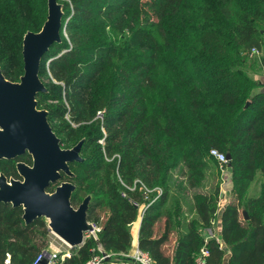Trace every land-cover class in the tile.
<instances>
[{"label":"trees","instance_id":"obj_1","mask_svg":"<svg viewBox=\"0 0 264 264\" xmlns=\"http://www.w3.org/2000/svg\"><path fill=\"white\" fill-rule=\"evenodd\" d=\"M59 1L60 34L73 9L66 23L73 45L62 38L43 54L39 76L50 79L37 93V105L54 101L47 118L59 120L55 132L67 141L85 129L83 159L69 163L76 184L71 202L91 193L87 217L99 230L97 238L85 236L54 264H83L94 254L114 258L128 250L138 217L131 199L148 203L138 246L155 264H197L202 246L209 250L205 264H223L226 252L225 264H264V0ZM46 14L47 0H0V67L6 77L23 71V35L38 30ZM253 47L258 54L250 57ZM253 64L261 71L257 76L249 70ZM99 109L102 117L88 122ZM66 113L85 124L72 126ZM211 148L230 154L222 206L221 168ZM18 159L31 162L28 153L0 158V171L18 177ZM211 167L212 188L189 193ZM120 178L126 184L140 178L161 192L145 194L139 182L128 189ZM22 213L21 205L0 200V264L7 257L10 264H32L49 249L44 217L25 222ZM215 219L220 241L204 236ZM174 231L170 252L165 242Z\"/></svg>","mask_w":264,"mask_h":264},{"label":"water","instance_id":"obj_2","mask_svg":"<svg viewBox=\"0 0 264 264\" xmlns=\"http://www.w3.org/2000/svg\"><path fill=\"white\" fill-rule=\"evenodd\" d=\"M63 5L59 0H47V14L36 30H27L22 38L23 72L19 80L7 78L0 67V158H17L30 154L31 162H15L19 177L0 171V200L21 205L25 222L44 217L46 225L70 247L80 245L91 228L87 209L91 193L75 206L71 195L76 184L70 162L83 157V139L70 147L61 145L60 137L47 118V110L38 107L36 95L45 91L39 76L43 54L60 41ZM227 159L230 154L226 153ZM63 174L69 179H62ZM55 183L52 190L48 187ZM243 213L246 215V211ZM49 251L43 250L34 264H47Z\"/></svg>","mask_w":264,"mask_h":264},{"label":"rangeland","instance_id":"obj_3","mask_svg":"<svg viewBox=\"0 0 264 264\" xmlns=\"http://www.w3.org/2000/svg\"><path fill=\"white\" fill-rule=\"evenodd\" d=\"M61 3H62V5H63V2L62 1H60ZM148 8V7H147ZM73 12V9H71V11H70V13H72ZM63 13H64V8H63ZM70 13L64 18V21H63V25H62V28H61V34H60V36H61V39L60 40H62V38H64L68 43H69V45L71 46V45H73V41H71L70 40V38H69V30H71V29H69V28H67V26H66V23H67V21H68V19H69V17L71 16L70 15ZM62 24V23H61ZM108 29V28H107ZM108 36H109V38L110 39H112L113 40V33H111V31H108ZM90 54H92L94 57H96V58H98V57H105V54L104 53H98V52H92V53H90ZM258 53H250L249 54V56L251 57V56H255V55H257ZM116 55L113 53V57H112V60L114 59V57H115ZM51 59V57H47L46 58V60H45V66H46V69H48L47 70V73L49 74V76L51 75V70L49 69V60ZM132 59L133 60H136V58L135 57H132ZM122 61H121V59H119V58H116L115 59V63H114V65H115V67L114 68H117L118 70H119V68H122L121 67V65H120V63H121ZM128 64H126L125 65V67L127 68V69H129L128 68ZM251 72H252V74L254 75V76H257L258 74H260L261 73V71L259 72L258 71V67H257V65L256 64H253V65H251V67H250V69H249ZM23 72V71H22ZM22 72H21V74H22ZM264 73V72H263ZM21 74H19V76H18V78H15V79H11V78H9V79H11V80H19V77H20V75ZM5 75V74H4ZM8 78V77H7ZM40 78H41V80L45 83L46 81H48L50 78L47 76V75H45V74H42V76H40ZM62 85H64L65 83H64V81H61L60 82ZM46 86V85H45ZM52 102H54V101H52V100H50V99H47V100H45V101H43L42 102V105L44 106V107H41V108H45L46 110H47V108H49L50 107V105H51V103ZM39 107V106H38ZM102 113V109H99L97 112H96V114L88 121V122H90L91 120H93L96 116H98V113ZM99 117H101V116H99ZM65 118L71 123V125L72 126H74V127H77L78 125L77 124H85L84 122H80V123H75L72 119H70V116H69V114L68 113H66L65 114ZM48 121H49V123L50 124H53L54 125V128H53V130L54 131H56V130H58L59 129V127H58V123H59V120H57V119H54V118H50V120L48 119ZM102 128V132H103V134H105L106 133V130H105V128L102 126L101 127ZM59 137H62L63 138V141H62V143H61V145L63 146V147H70V146H72V145H74L76 142H78L80 139H85L86 138V136H84V135H86L85 134V129H83V130H80V131H78V133H77V135H76V137H74V138H72L71 140H69V141H67L66 140V137H65V135H64V133L63 132H61V131H59L58 132V134H57ZM100 142H101V144H104L103 143V138L101 137L100 138ZM106 158H108V156H106ZM27 162V161H26ZM221 168V167H220ZM72 169V168H71ZM176 171V170H175ZM214 171H215V169L213 168V167H211V168H208L207 169V174H206V176L203 178V181H202V184L201 185H198V186H196V187H190V188H188L187 189V191L189 192V193H191L193 190H201V191H208V190H210L211 188H212V186L214 185V183H215V180H216V177L214 176ZM177 172V177H175L177 180H180L182 177L179 175V173H178V171H176ZM176 176V175H175ZM221 176H222V182H221V188H223V193H224V184H225V179H226V177H227V169H226V167L223 165V167L221 168ZM62 179H69V177L67 176V175H65V174H63V176H62ZM187 193V192H186ZM82 200V199H81ZM81 200H79L77 203H75L74 205L76 206ZM138 220H139V216L137 217V219H136V221L138 222ZM176 235H177V233H176V231H174V233L171 235V237L165 242L166 244H167V248H168V250L170 251V250H172V248H173V246H174V244H175V242H176ZM51 243H52V245H51ZM59 244H62V245H64V246H66L64 243H63V241H62V239H60L57 235H55L54 233H49L48 234V247L50 246V248L49 249H51L52 247L53 248H55L56 246H58Z\"/></svg>","mask_w":264,"mask_h":264},{"label":"built area","instance_id":"obj_4","mask_svg":"<svg viewBox=\"0 0 264 264\" xmlns=\"http://www.w3.org/2000/svg\"><path fill=\"white\" fill-rule=\"evenodd\" d=\"M250 53L251 54L252 53H258V49L253 47L251 49ZM98 115L102 117L101 112L98 113ZM210 152L215 156V158L219 162V166L222 168L223 165L228 160L226 157V153L217 149V148H211ZM120 180H121V183L124 186H126L128 189H133L135 187L136 182H139L141 187L143 188L145 194H147L148 192H150L152 190H156V192H158V193L161 192V187L156 186L154 188H149L140 178H135V180L133 181L132 184H126L123 181V179H121V178H120ZM122 194H126L124 189L122 190ZM156 196H154L150 200L151 201L154 200L156 198ZM131 200H133V203L138 206V216H139V219H141V217L144 213L145 207L148 205V203H145V202L139 203L135 199H131ZM89 221L91 223V228L85 232V236L92 235V236L97 238V231L99 230V224L93 220H89ZM208 231H209V234L212 235V231H211L210 226L208 227ZM63 243L66 246H65V248H62V249H60L59 247H55V248L52 247L51 249L45 248L49 251V260H48L47 264H54L58 261H61L65 257L70 256L71 247L67 243H65L64 241H63ZM51 245H52V243H51ZM45 249H43V250H45ZM41 252L37 255V257L35 258V260L33 261L32 264H34L35 261L39 258ZM208 252H209L208 248L205 246H202L200 248V251H199L197 257H196V263L197 264H205V256L208 254ZM120 253L127 257V259H125L123 261V264H130V263L155 264L154 259L152 258L151 254L147 250L140 248L138 246V243L131 242L130 248L126 251H120ZM108 257H109V253L104 251L102 254H94L92 257L88 258L83 264H105L104 261ZM3 264H10L8 257L5 258Z\"/></svg>","mask_w":264,"mask_h":264},{"label":"crops","instance_id":"obj_5","mask_svg":"<svg viewBox=\"0 0 264 264\" xmlns=\"http://www.w3.org/2000/svg\"><path fill=\"white\" fill-rule=\"evenodd\" d=\"M222 191H223V188L220 189L219 206L220 205L222 206V204L226 201V199L228 197L227 194L224 195V193ZM140 221H141V219H139L138 222L135 220L131 224V233H132V241L131 242L138 243V233H139ZM210 228H211V231H212V235L209 234L208 227H206L204 229L205 238L207 239V238H210V237H215L217 240L220 241L221 237H220V222H219V219L213 220ZM50 233H52V232L50 231ZM56 247H59L60 249L65 248V246L62 245V244H59ZM166 247H167V244H166ZM171 251L172 250H170V252ZM121 256H124V255H122L120 252H118L117 257L106 258L104 263L105 264H123L124 260L121 259ZM227 256H228V252H226L225 260H224L223 264H225ZM130 264H136V263H130Z\"/></svg>","mask_w":264,"mask_h":264},{"label":"flooded vegetation","instance_id":"obj_6","mask_svg":"<svg viewBox=\"0 0 264 264\" xmlns=\"http://www.w3.org/2000/svg\"><path fill=\"white\" fill-rule=\"evenodd\" d=\"M19 177V176H18Z\"/></svg>","mask_w":264,"mask_h":264}]
</instances>
